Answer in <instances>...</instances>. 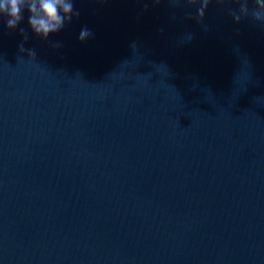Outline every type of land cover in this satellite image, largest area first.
Masks as SVG:
<instances>
[{
	"label": "water",
	"instance_id": "1",
	"mask_svg": "<svg viewBox=\"0 0 264 264\" xmlns=\"http://www.w3.org/2000/svg\"><path fill=\"white\" fill-rule=\"evenodd\" d=\"M72 3L0 17V264H264V25Z\"/></svg>",
	"mask_w": 264,
	"mask_h": 264
},
{
	"label": "clouds",
	"instance_id": "2",
	"mask_svg": "<svg viewBox=\"0 0 264 264\" xmlns=\"http://www.w3.org/2000/svg\"><path fill=\"white\" fill-rule=\"evenodd\" d=\"M213 2L224 4L225 0H183V3L189 7L199 5L196 10L198 22L203 19L205 10ZM231 2L238 5V8L232 12L233 22L238 23L242 18L250 16L254 22L264 25V0H231ZM25 14L28 16V26L31 31L47 39L50 34L59 32L72 19L73 3L72 0H0V17L5 19L9 30L16 29ZM21 32L23 33L24 29H21ZM90 35V31L83 28L79 40L83 42ZM30 53L34 55V52Z\"/></svg>",
	"mask_w": 264,
	"mask_h": 264
}]
</instances>
